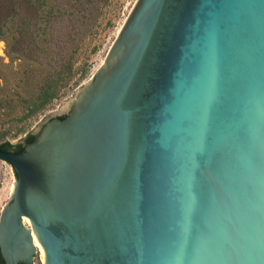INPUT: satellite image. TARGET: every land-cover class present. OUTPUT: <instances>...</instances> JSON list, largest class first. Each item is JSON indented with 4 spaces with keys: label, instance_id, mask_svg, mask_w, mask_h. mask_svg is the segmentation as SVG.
Instances as JSON below:
<instances>
[{
    "label": "water",
    "instance_id": "1",
    "mask_svg": "<svg viewBox=\"0 0 264 264\" xmlns=\"http://www.w3.org/2000/svg\"><path fill=\"white\" fill-rule=\"evenodd\" d=\"M21 154L6 264H264V0H137Z\"/></svg>",
    "mask_w": 264,
    "mask_h": 264
},
{
    "label": "trees",
    "instance_id": "2",
    "mask_svg": "<svg viewBox=\"0 0 264 264\" xmlns=\"http://www.w3.org/2000/svg\"><path fill=\"white\" fill-rule=\"evenodd\" d=\"M106 1L0 0V37L6 41L11 63H19L21 71L12 70V73L18 79L16 87L27 97L22 100L30 105L31 114L61 98L73 81L79 38ZM5 29L11 34L4 32ZM4 80L0 74V90ZM34 140V134H30L24 143L5 142L0 148L21 154ZM0 264H4L1 256Z\"/></svg>",
    "mask_w": 264,
    "mask_h": 264
},
{
    "label": "rangeland",
    "instance_id": "3",
    "mask_svg": "<svg viewBox=\"0 0 264 264\" xmlns=\"http://www.w3.org/2000/svg\"><path fill=\"white\" fill-rule=\"evenodd\" d=\"M136 2L137 0H107L99 6L98 15L94 14L87 31L80 35L75 55L76 74L73 81L64 89L61 98L34 114L30 113V105L26 100H22L27 97L20 88L16 87L18 79L17 76H13L12 70L21 71L19 63H11L7 55L6 41L0 37V42L6 44V57L0 56V74L5 78L1 82L0 90V144L24 143L28 135L35 134L47 121L68 114L69 104L104 63ZM4 32L7 30L5 29ZM7 34L11 32L8 30ZM72 50L73 46H71V52ZM45 66L48 68L47 65ZM82 74H85L83 78H81ZM17 91L19 94L21 92L22 96L16 93ZM16 182L17 175L14 169L0 159V216L11 200ZM40 264H45L41 251Z\"/></svg>",
    "mask_w": 264,
    "mask_h": 264
},
{
    "label": "built area",
    "instance_id": "4",
    "mask_svg": "<svg viewBox=\"0 0 264 264\" xmlns=\"http://www.w3.org/2000/svg\"><path fill=\"white\" fill-rule=\"evenodd\" d=\"M0 56L6 57V44L4 42H0Z\"/></svg>",
    "mask_w": 264,
    "mask_h": 264
},
{
    "label": "flooded vegetation",
    "instance_id": "5",
    "mask_svg": "<svg viewBox=\"0 0 264 264\" xmlns=\"http://www.w3.org/2000/svg\"><path fill=\"white\" fill-rule=\"evenodd\" d=\"M68 115V114H67ZM67 115H64V116H57V117H54V118H62V117H67ZM53 119V118H52ZM0 256H1V258H2V260H3V262H4V264H6V262H5V260L3 259V256H2V254H1V252H0ZM20 264H26V263H20Z\"/></svg>",
    "mask_w": 264,
    "mask_h": 264
},
{
    "label": "bare ground",
    "instance_id": "6",
    "mask_svg": "<svg viewBox=\"0 0 264 264\" xmlns=\"http://www.w3.org/2000/svg\"><path fill=\"white\" fill-rule=\"evenodd\" d=\"M40 251H41V253H42V256H43V258H45V253H44V250H43V248L41 247V245H40Z\"/></svg>",
    "mask_w": 264,
    "mask_h": 264
}]
</instances>
